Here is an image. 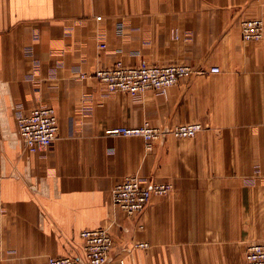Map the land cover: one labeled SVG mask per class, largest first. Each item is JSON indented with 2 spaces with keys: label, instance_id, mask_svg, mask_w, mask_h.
Here are the masks:
<instances>
[{
  "label": "crops",
  "instance_id": "1",
  "mask_svg": "<svg viewBox=\"0 0 264 264\" xmlns=\"http://www.w3.org/2000/svg\"><path fill=\"white\" fill-rule=\"evenodd\" d=\"M248 18L264 22V0H0V264L84 259L82 232L103 226L110 264H245L264 242V37L244 41ZM120 60L204 72L134 97L94 77ZM39 106L59 137L32 153L18 119ZM145 122L204 130L152 151L108 135ZM129 175L174 191L129 217L112 202Z\"/></svg>",
  "mask_w": 264,
  "mask_h": 264
},
{
  "label": "built area",
  "instance_id": "2",
  "mask_svg": "<svg viewBox=\"0 0 264 264\" xmlns=\"http://www.w3.org/2000/svg\"><path fill=\"white\" fill-rule=\"evenodd\" d=\"M101 20V17L97 18ZM241 31L244 41L258 43L264 37V22L260 18H248L242 21ZM105 49L106 45H101ZM195 71L188 65H161L142 62L139 65H127L121 60L114 66L97 70L94 77L110 93L123 91L131 96L144 95L149 91L166 93L177 82L189 77ZM219 73V68H213ZM86 78V76H83ZM20 136L25 147L32 153L47 149L59 137V120L52 107H36L29 114L18 119ZM204 130L201 123L183 124L171 130L163 129L146 122L138 128H115L108 130L110 136L143 137L147 148L152 150L154 144L167 135L176 138H193ZM174 191L171 183H154L143 186L137 176L127 177L118 183L112 196L115 207L129 217L141 214L155 196L165 197ZM84 240V259L75 257H51L47 264H110V255L115 240L108 226L86 230L81 234ZM148 243H135V249H147ZM112 264H126L124 258ZM245 264H264V242H256L248 247Z\"/></svg>",
  "mask_w": 264,
  "mask_h": 264
},
{
  "label": "rangeland",
  "instance_id": "3",
  "mask_svg": "<svg viewBox=\"0 0 264 264\" xmlns=\"http://www.w3.org/2000/svg\"><path fill=\"white\" fill-rule=\"evenodd\" d=\"M175 39H178V36H176L175 37ZM176 64H179V63H176ZM171 65H175V64H171ZM180 65H187V64H180ZM188 66H190L195 72L193 73V74H191L189 77H187V78H183V79H181L180 81H182V80H185V79H188V78H190V77H192L194 74H199V73H202V72H204L203 70H199V69H197V68H195V67H193V66H191V65H188ZM180 81L179 82H177V84H175L173 87H171L169 90H168V92H166L165 94L164 93H157V92H154V91H149V92H154L155 94H157L158 96H167L168 95V93H169V91L172 89V88H174L175 86H177L179 83H180ZM148 93V92H147ZM147 93H145V94H147ZM144 94V95H145ZM146 123V122H145ZM144 123V124H145ZM143 124V125H144ZM189 124H193V123H189ZM142 125V126H143ZM181 125H183V124H181ZM203 125V124H202ZM177 126H179V125H177ZM204 126V125H203ZM141 127V126H140ZM159 127V126H158ZM176 126H174V127H172V128H169V130H171V129H173V128H175ZM164 129V128H163ZM168 130V129H167ZM201 133V132H200ZM200 133H198L195 137H197ZM171 136H173L172 134H170ZM167 136H169V135H167ZM166 136V137H167ZM140 137V136H139ZM166 137H164V138H166ZM174 137V136H173ZM195 137H193V138H195ZM140 138H143V137H140ZM163 138V139H164ZM176 138V137H175ZM144 139V138H143ZM163 139H161V140H163ZM177 139H185V138H177ZM145 140V139H144ZM161 140H159L158 142H160ZM146 142V141H145ZM158 142H156L155 144H154V147H153V149L155 148V145L158 143ZM146 146H147V142H146ZM152 149V150H153ZM147 150H149L148 148H147ZM152 150H149V151H152ZM130 176H137L138 178H139V176L138 175H129V176H126L125 178H123V180H125L127 177H130ZM123 180H121V182L123 181ZM140 180V179H139ZM141 182V181H140ZM120 183V182H119ZM142 184V183H141ZM151 186V185H150ZM150 186H146V187H150ZM143 213V212H142ZM141 213V214H142ZM141 214H139V215H141ZM139 215H137V216H139ZM137 243H146V242H137ZM149 247H150V245H149ZM148 247V248H149ZM147 248V249H148Z\"/></svg>",
  "mask_w": 264,
  "mask_h": 264
}]
</instances>
